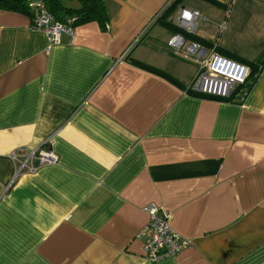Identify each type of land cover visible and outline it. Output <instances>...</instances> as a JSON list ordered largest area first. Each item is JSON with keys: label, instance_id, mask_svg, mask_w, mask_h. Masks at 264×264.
Masks as SVG:
<instances>
[{"label": "crops", "instance_id": "0c3cea01", "mask_svg": "<svg viewBox=\"0 0 264 264\" xmlns=\"http://www.w3.org/2000/svg\"><path fill=\"white\" fill-rule=\"evenodd\" d=\"M101 1L105 24L54 45L0 10V264H264V64L241 102L194 96L196 66L158 48L174 0ZM177 1L167 22L196 9L211 43L226 17L218 52L264 60V0ZM48 139L57 162L14 178L11 153ZM148 203L191 241L156 263Z\"/></svg>", "mask_w": 264, "mask_h": 264}, {"label": "built area", "instance_id": "2783aa9c", "mask_svg": "<svg viewBox=\"0 0 264 264\" xmlns=\"http://www.w3.org/2000/svg\"><path fill=\"white\" fill-rule=\"evenodd\" d=\"M235 1L230 0L227 10ZM28 5L34 13L31 29L43 32L49 45L58 44L63 34L73 37L74 18L66 17L63 21L55 19L40 0H29ZM174 20L177 27L190 35H195L200 23L207 21V18L196 9L181 7ZM226 27L227 19L224 17L218 23L217 34L211 46L190 41L182 34L175 33L164 44L158 45V48L196 66L197 74L191 85V89L195 92L211 98L228 100L237 87H240L238 101L241 102L248 92L245 84L250 71L246 65L218 52V41ZM122 59L119 58L118 61ZM52 146V140L48 139L32 149L19 148L12 152L10 158L15 165L14 178L22 173H33L45 165L55 164L57 155ZM142 209L147 214L148 220L138 237L143 240L145 261L156 263L164 258L175 257L191 245L189 239L172 228V212L162 209L155 203H148Z\"/></svg>", "mask_w": 264, "mask_h": 264}, {"label": "trees", "instance_id": "16d2710c", "mask_svg": "<svg viewBox=\"0 0 264 264\" xmlns=\"http://www.w3.org/2000/svg\"><path fill=\"white\" fill-rule=\"evenodd\" d=\"M45 5L47 11L57 20L63 21L66 17L74 18V24L82 22L97 21L106 23L108 15L104 3L101 0H40ZM214 5H218L214 0H205ZM180 1L174 0L164 11L162 18L170 15ZM74 3V4H72ZM29 0H0L1 11H13L24 14L33 18V10L29 7ZM162 19V24L175 31V33L182 34L188 40L201 43L205 46H211L210 42L200 40L196 35H190L165 20ZM219 51V50H218ZM264 64L261 60L258 65H251L249 68V76L245 84V88L249 91L256 81L259 74V65ZM172 80V79H171ZM190 94L198 97H205L194 90H189ZM208 97V96H207Z\"/></svg>", "mask_w": 264, "mask_h": 264}, {"label": "rangeland", "instance_id": "374dc122", "mask_svg": "<svg viewBox=\"0 0 264 264\" xmlns=\"http://www.w3.org/2000/svg\"><path fill=\"white\" fill-rule=\"evenodd\" d=\"M232 7H233V5H232ZM232 7L230 8V11H231ZM246 82H247V81H246ZM215 99H216V98H215ZM218 100H226V99H218Z\"/></svg>", "mask_w": 264, "mask_h": 264}]
</instances>
